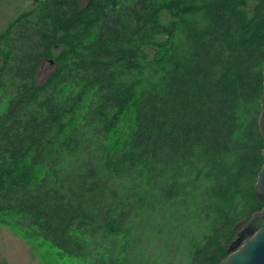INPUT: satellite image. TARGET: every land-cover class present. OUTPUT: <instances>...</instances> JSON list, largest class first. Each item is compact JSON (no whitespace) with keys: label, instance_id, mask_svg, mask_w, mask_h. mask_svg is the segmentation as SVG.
Returning a JSON list of instances; mask_svg holds the SVG:
<instances>
[{"label":"trees","instance_id":"trees-1","mask_svg":"<svg viewBox=\"0 0 264 264\" xmlns=\"http://www.w3.org/2000/svg\"><path fill=\"white\" fill-rule=\"evenodd\" d=\"M36 1L0 34V225L57 264L220 263L264 207V0Z\"/></svg>","mask_w":264,"mask_h":264},{"label":"rangeland","instance_id":"rangeland-1","mask_svg":"<svg viewBox=\"0 0 264 264\" xmlns=\"http://www.w3.org/2000/svg\"><path fill=\"white\" fill-rule=\"evenodd\" d=\"M36 2V0H0V34L6 31L9 24L21 12L33 8ZM86 2L87 0H81L82 4ZM253 4V1L249 2L247 7L249 12ZM162 19L163 22L170 20L167 11L163 12ZM57 51L58 49L55 50ZM53 67L51 61L44 60L37 76V82H43ZM50 251L45 246L33 244L10 226L0 225V264H57L56 258H52L54 255L50 254Z\"/></svg>","mask_w":264,"mask_h":264},{"label":"water","instance_id":"water-1","mask_svg":"<svg viewBox=\"0 0 264 264\" xmlns=\"http://www.w3.org/2000/svg\"><path fill=\"white\" fill-rule=\"evenodd\" d=\"M259 128L264 138V88L260 100ZM256 189L258 195L264 197V163L258 173ZM236 227L239 230L229 248L230 253L218 264H264V207L245 224L240 222Z\"/></svg>","mask_w":264,"mask_h":264}]
</instances>
